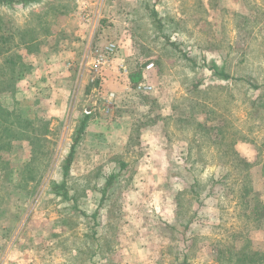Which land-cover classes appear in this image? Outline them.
<instances>
[{
  "label": "rangeland",
  "instance_id": "374dc122",
  "mask_svg": "<svg viewBox=\"0 0 264 264\" xmlns=\"http://www.w3.org/2000/svg\"><path fill=\"white\" fill-rule=\"evenodd\" d=\"M0 51V264H264V0L2 4Z\"/></svg>",
  "mask_w": 264,
  "mask_h": 264
},
{
  "label": "trees",
  "instance_id": "16d2710c",
  "mask_svg": "<svg viewBox=\"0 0 264 264\" xmlns=\"http://www.w3.org/2000/svg\"><path fill=\"white\" fill-rule=\"evenodd\" d=\"M33 1H37V0H0V5L2 4H9L11 6H13L16 3H21L22 5H25V3L27 2H33ZM6 50V49H5ZM4 51V50H3ZM3 53L2 51H0V54ZM217 74L219 75V77L223 80H227L229 78H232L231 76H229L228 74H225L224 72H217ZM141 77V73L140 72H135L133 74H130V81L132 83L137 82ZM197 83L193 85V87H197ZM87 120V116H85L83 118V120L80 122V125L76 131L75 136L72 139V142L70 143V146L68 148V151L66 153V155L64 156L62 163H61V168H62V174L63 177L65 178V176L68 173L69 167L72 163L73 160V155H74V151H75V147L78 143V141L81 139L82 133L84 131V127H85V121ZM60 181V182H52L51 184V192L57 196H60L62 198H66L67 197V189H66V185H65V180ZM108 183L105 185L107 186ZM183 264V263H181Z\"/></svg>",
  "mask_w": 264,
  "mask_h": 264
},
{
  "label": "crops",
  "instance_id": "0c3cea01",
  "mask_svg": "<svg viewBox=\"0 0 264 264\" xmlns=\"http://www.w3.org/2000/svg\"><path fill=\"white\" fill-rule=\"evenodd\" d=\"M141 78L142 77H140V79L137 82H135L134 84H140L142 81ZM138 86H140V85H138ZM92 125L94 127H96V132H98V133L99 132L113 133V132H118L119 130H121L122 133H126L131 128L129 122L124 123V124L118 123L115 119H113L112 113H110L109 115L102 114L100 117H97L96 121H94ZM142 141H145V140L142 139ZM4 241H3V243H4ZM21 243H23L22 245L25 246V239L23 237L17 238V245L18 246L10 249V253H12V256H13V261L16 262L15 264H35L33 262L32 254L30 252L26 251V249L23 246H21Z\"/></svg>",
  "mask_w": 264,
  "mask_h": 264
},
{
  "label": "built area",
  "instance_id": "2783aa9c",
  "mask_svg": "<svg viewBox=\"0 0 264 264\" xmlns=\"http://www.w3.org/2000/svg\"><path fill=\"white\" fill-rule=\"evenodd\" d=\"M114 47H115L114 44H108V45H106L105 46V52L107 54H111L114 51ZM108 61L109 60L107 58H104V57L100 56V61L99 62H101V64H106ZM146 67L147 68H150L151 67V64L147 65ZM123 69H125V68H123Z\"/></svg>",
  "mask_w": 264,
  "mask_h": 264
}]
</instances>
